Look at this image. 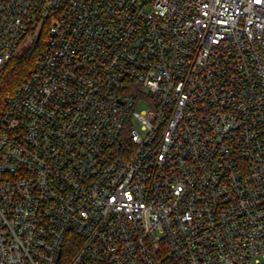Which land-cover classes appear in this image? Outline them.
I'll use <instances>...</instances> for the list:
<instances>
[{
    "label": "built area",
    "instance_id": "2783aa9c",
    "mask_svg": "<svg viewBox=\"0 0 264 264\" xmlns=\"http://www.w3.org/2000/svg\"><path fill=\"white\" fill-rule=\"evenodd\" d=\"M40 42L0 264H264V0H0V81Z\"/></svg>",
    "mask_w": 264,
    "mask_h": 264
},
{
    "label": "trees",
    "instance_id": "16d2710c",
    "mask_svg": "<svg viewBox=\"0 0 264 264\" xmlns=\"http://www.w3.org/2000/svg\"><path fill=\"white\" fill-rule=\"evenodd\" d=\"M43 44H35L25 50L21 55L13 57L5 67L3 77L0 81V99L16 91L20 83L27 77L29 71L33 68L39 59ZM72 255V250L64 249L62 262Z\"/></svg>",
    "mask_w": 264,
    "mask_h": 264
},
{
    "label": "rangeland",
    "instance_id": "374dc122",
    "mask_svg": "<svg viewBox=\"0 0 264 264\" xmlns=\"http://www.w3.org/2000/svg\"><path fill=\"white\" fill-rule=\"evenodd\" d=\"M40 51H42V50H40ZM23 52H24V51L19 52L18 56L21 55ZM141 109H142V107H139V108H138V110H141Z\"/></svg>",
    "mask_w": 264,
    "mask_h": 264
},
{
    "label": "water",
    "instance_id": "95a60500",
    "mask_svg": "<svg viewBox=\"0 0 264 264\" xmlns=\"http://www.w3.org/2000/svg\"><path fill=\"white\" fill-rule=\"evenodd\" d=\"M40 40V35L38 36V38L36 39V43H38Z\"/></svg>",
    "mask_w": 264,
    "mask_h": 264
},
{
    "label": "snow or ice",
    "instance_id": "6c2138e0",
    "mask_svg": "<svg viewBox=\"0 0 264 264\" xmlns=\"http://www.w3.org/2000/svg\"><path fill=\"white\" fill-rule=\"evenodd\" d=\"M256 2H257V3H259V2H260V0H256Z\"/></svg>",
    "mask_w": 264,
    "mask_h": 264
}]
</instances>
